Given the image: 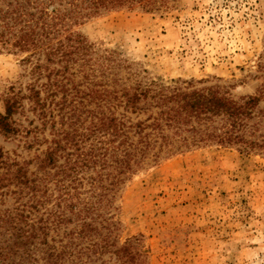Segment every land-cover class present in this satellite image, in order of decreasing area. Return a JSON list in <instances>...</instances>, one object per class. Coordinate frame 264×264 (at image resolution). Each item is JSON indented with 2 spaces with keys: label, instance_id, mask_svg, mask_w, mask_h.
I'll return each mask as SVG.
<instances>
[{
  "label": "trees",
  "instance_id": "16d2710c",
  "mask_svg": "<svg viewBox=\"0 0 264 264\" xmlns=\"http://www.w3.org/2000/svg\"><path fill=\"white\" fill-rule=\"evenodd\" d=\"M141 2L152 6L151 0H0V36L10 32L23 51L43 48L48 64L36 63V70L50 68L49 77L70 79L79 66L77 73L89 84L83 90L81 84L69 89L56 82L51 94L65 96L54 106L73 127L55 128L61 137L52 139L36 170L0 149V188L17 187V205L0 209V264H146L137 238L121 240L116 213L117 194L132 174L213 143L264 153V86L236 96L221 83L198 87L202 80L179 78L166 84L116 51H95L72 30ZM53 63L60 68H51ZM32 90L36 105L54 116L53 102L41 101L40 92ZM20 106L16 94L6 97L0 133L21 131L13 118ZM67 144L75 150L66 151Z\"/></svg>",
  "mask_w": 264,
  "mask_h": 264
},
{
  "label": "rangeland",
  "instance_id": "374dc122",
  "mask_svg": "<svg viewBox=\"0 0 264 264\" xmlns=\"http://www.w3.org/2000/svg\"><path fill=\"white\" fill-rule=\"evenodd\" d=\"M151 2L112 9L72 30L95 51H116L166 84L179 78L202 80L198 87L221 83L236 96L256 94L264 86V0ZM15 39L10 32L0 36V112L6 97L16 94L21 106L13 118L21 131L0 133V149L31 172L52 139L61 137L55 128L73 127L54 106L65 96L51 94L56 82L69 89L81 84L83 90L89 84L77 73L79 66L71 69L76 75L68 74L70 79L49 77L50 68L36 70V63L48 64L43 48L23 51ZM33 88L41 101L53 102L54 116L36 105ZM74 148L67 144L66 151ZM16 189L14 184L0 188V209L17 205ZM115 205L121 240L137 238L146 264H264V153L213 143L163 157L132 174Z\"/></svg>",
  "mask_w": 264,
  "mask_h": 264
}]
</instances>
